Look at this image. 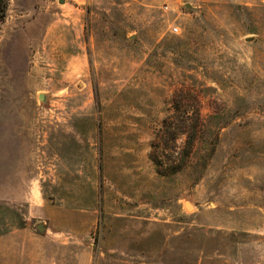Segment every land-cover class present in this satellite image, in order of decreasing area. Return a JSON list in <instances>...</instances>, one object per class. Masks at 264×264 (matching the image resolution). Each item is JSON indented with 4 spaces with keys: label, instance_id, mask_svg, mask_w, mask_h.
<instances>
[{
    "label": "rangeland",
    "instance_id": "obj_1",
    "mask_svg": "<svg viewBox=\"0 0 264 264\" xmlns=\"http://www.w3.org/2000/svg\"><path fill=\"white\" fill-rule=\"evenodd\" d=\"M5 2L0 264H264V0Z\"/></svg>",
    "mask_w": 264,
    "mask_h": 264
},
{
    "label": "trees",
    "instance_id": "obj_2",
    "mask_svg": "<svg viewBox=\"0 0 264 264\" xmlns=\"http://www.w3.org/2000/svg\"><path fill=\"white\" fill-rule=\"evenodd\" d=\"M5 6H6V2L5 0H0V14H1V11H3L5 9ZM187 94V93H186ZM185 95H182L184 98H185ZM175 109L176 111L182 109V105L179 103V102H176L175 103ZM197 112V110H196ZM200 113H196V119H195V122L192 124V127H191V133L187 136V140H186V143L189 144L191 139L192 138H197L198 137V133H200V131L202 130V127H203V120L201 121L200 119ZM166 123V120L164 121V124ZM166 129H168V127H166ZM175 136V135H174ZM190 155V152L187 151V150H183V153H182V156L179 160V162L177 164H172V165H169L170 167V171H177V170H180L182 166L185 165V162H187V158L188 156ZM156 155H153L152 159L153 161L155 162L156 166H157V169L159 172L163 173L164 172V168H163V161L159 158H157V156L155 157Z\"/></svg>",
    "mask_w": 264,
    "mask_h": 264
},
{
    "label": "water",
    "instance_id": "obj_3",
    "mask_svg": "<svg viewBox=\"0 0 264 264\" xmlns=\"http://www.w3.org/2000/svg\"><path fill=\"white\" fill-rule=\"evenodd\" d=\"M38 228L40 229V230H42V229H44V226L43 225H38Z\"/></svg>",
    "mask_w": 264,
    "mask_h": 264
},
{
    "label": "bare ground",
    "instance_id": "obj_4",
    "mask_svg": "<svg viewBox=\"0 0 264 264\" xmlns=\"http://www.w3.org/2000/svg\"><path fill=\"white\" fill-rule=\"evenodd\" d=\"M187 206H188L189 208H191V205H190L189 203H187Z\"/></svg>",
    "mask_w": 264,
    "mask_h": 264
},
{
    "label": "crops",
    "instance_id": "obj_5",
    "mask_svg": "<svg viewBox=\"0 0 264 264\" xmlns=\"http://www.w3.org/2000/svg\"><path fill=\"white\" fill-rule=\"evenodd\" d=\"M15 154H17L18 152H14ZM4 181V180H3Z\"/></svg>",
    "mask_w": 264,
    "mask_h": 264
}]
</instances>
